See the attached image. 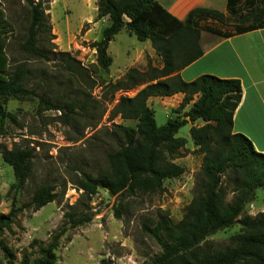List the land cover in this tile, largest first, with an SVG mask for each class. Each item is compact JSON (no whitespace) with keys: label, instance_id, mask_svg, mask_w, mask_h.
I'll list each match as a JSON object with an SVG mask.
<instances>
[{"label":"trees","instance_id":"16d2710c","mask_svg":"<svg viewBox=\"0 0 264 264\" xmlns=\"http://www.w3.org/2000/svg\"><path fill=\"white\" fill-rule=\"evenodd\" d=\"M20 1L27 7L29 18L20 49L29 56L46 60L47 55L37 48V43L43 32L50 39H56L50 34L45 13L49 2ZM240 6L247 9L245 14H239ZM96 9L95 22L103 18L109 22L101 39L89 45L95 50L96 61L102 69L111 66L108 45L122 31L138 41H150L163 66L160 69L148 67L146 71L129 68L120 79L107 84L113 94L143 86L133 97H121L112 109L113 117L136 125L114 127L122 139L119 148L106 155L104 171L96 176L80 174L76 182L78 190L87 201L99 189L111 196L124 197L161 191L166 180L177 179L185 172L183 166L173 161L188 152L186 140L176 135L181 128L190 125L193 152L202 155L198 194L178 222L162 217L153 226L142 225L143 232L160 249V254L142 264H264V212L254 217L242 216L245 208L255 201L256 191L264 193V155L257 153L246 137L232 132L233 114L241 99L240 84L210 75L185 82L179 76L182 69L202 56L201 32L231 37L264 28V0H227V15L237 21L231 33L205 25L206 22L221 24L228 17L210 9H194L184 21L174 18L155 0H96ZM3 25L0 9V122L14 120L4 108L8 99H36L38 114L45 111L73 114L75 107L71 103L54 102L36 89L25 87L28 70L24 63L16 65L11 74L6 73L7 42ZM176 94H183V99L172 110L174 117L157 127L148 100ZM188 106L189 110L183 112ZM197 121L203 125L196 126ZM33 153L34 149L30 148L0 147L3 163L12 170L14 188H21L28 181ZM229 186L232 199L226 201ZM56 199L53 186L40 185L33 192L31 206L40 210ZM16 213L18 209L12 204L7 214H0V231L11 226ZM63 219L64 223L50 236L48 243L38 246L39 258L35 264H56L55 251L67 229L92 220L87 212H66ZM234 226H240L242 232L231 238L235 243L233 248L219 251L207 244L208 237ZM22 264H27L25 259Z\"/></svg>","mask_w":264,"mask_h":264},{"label":"rangeland","instance_id":"374dc122","mask_svg":"<svg viewBox=\"0 0 264 264\" xmlns=\"http://www.w3.org/2000/svg\"><path fill=\"white\" fill-rule=\"evenodd\" d=\"M45 1L49 2L45 13L50 34L56 37L54 29L60 39L58 43L41 33L37 48L47 55L46 60L29 56L20 49L29 23L24 2L0 0L2 32L7 42L6 73L11 74L16 65L24 63L28 70L27 89H36L54 102L71 103L75 111L65 115L58 111L38 114L36 99L4 102L6 112L14 120L0 122V147L34 149V158L28 181L23 187L14 188L12 170L0 155V214H7L12 204L18 209L11 226L0 231V264H22L24 259L27 264H35L39 258L38 246L48 243L64 223L66 212H87L92 220L67 229L55 251L56 264H142L160 254L158 245L143 232L142 225L153 226L162 217L173 222L181 220L186 207L198 194L202 155L193 152L195 147L187 125L176 135L186 140L188 150L173 161L184 167L181 177L166 180L162 190L154 194L111 196L99 189L87 201L76 182L82 172L96 176L107 168L106 155L116 151L122 142L114 127L136 125L113 117L112 109L121 97L131 98L143 87L113 94L107 84L120 79L129 68L160 69L163 63L151 51L150 41H138L122 31L108 46L111 66L102 69L95 50L89 47L92 42L84 39L91 28L88 39L100 40L107 27L102 20L95 22L96 1ZM246 12L244 6L239 7V14ZM236 24L230 16L221 24L205 23L229 33ZM151 108L157 127H161L174 117L172 110L177 107H165L159 99H154ZM40 185L53 186L57 199L36 210L31 206V198ZM230 189L227 187L226 201L232 199ZM263 200V191L257 190L255 201L245 208L242 216L254 217L252 207ZM241 232L240 226H234L208 237L206 242L214 250L233 248L235 243L231 238Z\"/></svg>","mask_w":264,"mask_h":264},{"label":"crops","instance_id":"0c3cea01","mask_svg":"<svg viewBox=\"0 0 264 264\" xmlns=\"http://www.w3.org/2000/svg\"><path fill=\"white\" fill-rule=\"evenodd\" d=\"M155 1L179 21H184L189 12L197 8L218 11L226 17L228 16L226 11L227 0ZM101 20L106 22L108 26L107 18ZM94 23L91 25L93 26ZM90 30L91 28L86 31L84 39L95 42V40H89L87 37ZM215 30L229 33L220 29ZM53 32L57 37V42L60 43L57 32L54 29ZM199 46L202 50V56L182 69L179 76L185 82L194 81L204 75L214 76L222 80L238 81L241 88V99L233 114L232 132L246 137L253 149L264 155V28L231 37L201 32ZM151 51H153L152 48ZM154 99H159L165 107L175 108L181 103L183 94H176L163 99L151 98L148 100L150 107ZM189 108L190 106L187 107L186 111ZM195 125L200 127L203 123L197 121ZM263 212L264 200L260 205L252 207L251 216Z\"/></svg>","mask_w":264,"mask_h":264}]
</instances>
